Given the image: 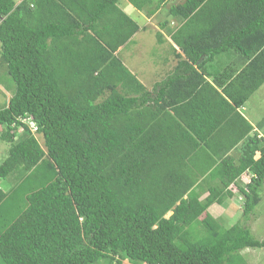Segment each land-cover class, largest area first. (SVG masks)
I'll return each mask as SVG.
<instances>
[{
    "label": "trees",
    "instance_id": "1",
    "mask_svg": "<svg viewBox=\"0 0 264 264\" xmlns=\"http://www.w3.org/2000/svg\"><path fill=\"white\" fill-rule=\"evenodd\" d=\"M125 3L164 14L151 88L122 57L150 31ZM0 85V264H249L264 248L209 212L249 221L263 200L264 119L261 136L240 111L264 86V0H0Z\"/></svg>",
    "mask_w": 264,
    "mask_h": 264
},
{
    "label": "rangeland",
    "instance_id": "2",
    "mask_svg": "<svg viewBox=\"0 0 264 264\" xmlns=\"http://www.w3.org/2000/svg\"><path fill=\"white\" fill-rule=\"evenodd\" d=\"M17 2H21L22 0H16ZM179 1V0H174ZM125 12L132 15L135 20L141 25H147L149 30L148 32H144L137 37V44L130 45L127 51H124L122 57H124V61H127L130 65V71L137 72L140 76V79L146 84L149 88L152 87V84L157 77L161 76L163 70H166L163 67V60L165 57L169 56L167 53V45L161 46L157 44L156 41V32L157 28H159V23L163 20L164 14L158 13L156 16L150 19V21L145 20V18L139 14L130 4L125 3ZM165 33V31H164ZM170 48V47H169ZM165 56V57H164ZM226 55L220 56L216 59L215 63L212 64V68L214 71L220 70L226 66L228 60ZM172 61L175 59L170 56ZM231 58V57H230ZM232 59V58H231ZM172 62L173 65L175 62ZM131 66V67H130ZM168 68V67H167ZM160 74V75H159ZM159 75V76H158ZM1 86V85H0ZM4 96L0 92V107L3 104ZM246 112L255 122H260L264 119V86H262L261 90L254 94L251 99L246 103L245 110H242V113L245 115ZM4 148V147H3ZM1 148V150H3ZM8 183L3 181L2 185L5 191L8 189ZM11 183V182H10ZM244 183V182H243ZM247 183V182H246ZM263 200L261 204L257 207L256 211L252 215L251 219L247 221L244 219V215L242 213L241 208H239L240 212L235 213H226L223 207H219L216 214L218 215H227L229 218H226L227 221H222L225 227H231L237 223L249 225L252 234L258 239H264V187L262 188ZM234 202V201H233ZM235 203V202H234ZM231 210L234 211L235 207H231ZM238 211V209H237ZM256 225V228H255ZM255 228V229H254ZM242 255L246 258L249 264H264V248L263 249H249L242 252ZM124 264H128L127 261Z\"/></svg>",
    "mask_w": 264,
    "mask_h": 264
},
{
    "label": "crops",
    "instance_id": "3",
    "mask_svg": "<svg viewBox=\"0 0 264 264\" xmlns=\"http://www.w3.org/2000/svg\"><path fill=\"white\" fill-rule=\"evenodd\" d=\"M128 5H129V4H128ZM125 6H126V5H123L124 10H125ZM126 13H127V12H126ZM129 15H130V14H129ZM147 20H148V18H147ZM148 21H150V20H148ZM242 110H245V107L241 109V111H240L241 114H242V115L244 116V118H245L247 121H249V123L255 128L254 131L259 132V134H261V136H262V135H263L262 130L259 129L257 123L254 122V121L252 120V118L248 115L247 112H246V114L244 115V114L242 113ZM230 154H232V153H230ZM259 158H260V154H257V155H256V159H259ZM242 182H244V183L246 184V181H245L244 177L242 178ZM234 187H235V186H233L232 188H234ZM219 207H223V209L225 210V212H226V213H229V214L237 212V208H236L234 211H232V210H231V206L226 207V206L213 205V206L210 207V209H209L210 214H211L212 216H214V217H220V216H222V215L228 217L227 215H224V214H222V215H218V214H216L217 211H218V208H219ZM240 211H241V210H240ZM255 228H256V225H255ZM255 228H254V229H255Z\"/></svg>",
    "mask_w": 264,
    "mask_h": 264
}]
</instances>
